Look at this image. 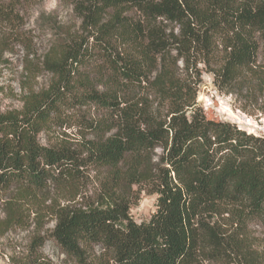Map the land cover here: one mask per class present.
Masks as SVG:
<instances>
[{"label": "trees", "instance_id": "16d2710c", "mask_svg": "<svg viewBox=\"0 0 264 264\" xmlns=\"http://www.w3.org/2000/svg\"><path fill=\"white\" fill-rule=\"evenodd\" d=\"M34 1L0 0L1 44ZM65 1L80 25L56 29L50 83L0 113L8 203L41 197L73 264H261L245 228H264V138L207 119L195 97L198 62L220 90L264 97V0ZM53 127L79 137L42 143ZM142 192L156 210L137 223ZM36 245L26 264H45Z\"/></svg>", "mask_w": 264, "mask_h": 264}, {"label": "rangeland", "instance_id": "374dc122", "mask_svg": "<svg viewBox=\"0 0 264 264\" xmlns=\"http://www.w3.org/2000/svg\"><path fill=\"white\" fill-rule=\"evenodd\" d=\"M20 16L16 37L10 36L8 42L0 43V113L20 110L24 95L48 86L52 76L43 68L42 60L56 29L63 27L75 31L80 25V19L65 0H35L22 6ZM4 38L0 35V40ZM197 69L195 101L205 117L230 122L247 133L264 138V97L245 88L232 92L220 90L208 66L198 62ZM78 137L79 130L74 127H53L39 135L44 144L59 139L73 141ZM13 192L12 189H0V264H26L28 256L32 259L36 255L30 256L31 246L38 243L41 245H36L37 255L45 264H73L49 237L55 221L46 212L42 198L36 199V203L21 202L12 207L8 201ZM46 195L45 205L59 197L53 187ZM156 198L155 194L142 192L139 200L130 207L132 219L137 223L148 221L156 210ZM219 222L228 232L236 228L231 221L219 219ZM245 234L256 249V258L264 264V228L249 223ZM202 264L212 263L205 261Z\"/></svg>", "mask_w": 264, "mask_h": 264}]
</instances>
